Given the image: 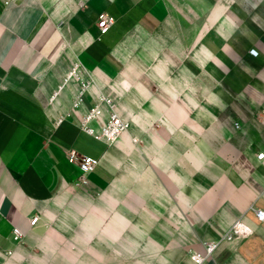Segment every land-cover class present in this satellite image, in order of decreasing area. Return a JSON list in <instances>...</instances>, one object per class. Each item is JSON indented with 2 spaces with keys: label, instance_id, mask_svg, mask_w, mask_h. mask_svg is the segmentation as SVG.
Returning <instances> with one entry per match:
<instances>
[{
  "label": "crops",
  "instance_id": "1",
  "mask_svg": "<svg viewBox=\"0 0 264 264\" xmlns=\"http://www.w3.org/2000/svg\"><path fill=\"white\" fill-rule=\"evenodd\" d=\"M228 3L239 13L201 19L173 16L169 0H0V264L49 260L41 252L42 224L57 215L60 195L76 186L70 149L100 158L85 187L103 192L121 178L117 163L125 148L133 154L132 178L137 160L153 153L175 162L174 177L145 180L175 185V192L145 198L177 202L161 216L202 219L216 234L237 219L252 228L223 241L204 264H264V220L251 209L264 210V158L256 159L264 152V0ZM100 12L116 20L103 36ZM74 61L92 79L77 109L71 108L76 84L63 85ZM98 94L130 122L116 143L79 124ZM135 137L189 143L124 145ZM13 227L25 235L21 243ZM155 244L154 255L152 241L145 247L146 264H193L183 244Z\"/></svg>",
  "mask_w": 264,
  "mask_h": 264
},
{
  "label": "rangeland",
  "instance_id": "2",
  "mask_svg": "<svg viewBox=\"0 0 264 264\" xmlns=\"http://www.w3.org/2000/svg\"><path fill=\"white\" fill-rule=\"evenodd\" d=\"M230 1L232 0H169V5L173 16L223 18L240 11L229 8ZM125 134L126 132L114 143ZM132 139L134 140L129 142L123 141L124 145L131 143L141 149L143 145L182 143V139H185L183 143H189L184 137H168L169 143L166 138L160 137ZM131 155L133 154L128 153L127 148L120 151L117 166L122 175L108 190L99 192L73 185L60 195L57 199V215L42 224L41 241L45 248L41 252L44 251L46 256L48 254L49 260L43 263L42 257L37 264H146L145 247L150 241L153 244V255L156 242H168L172 247L178 242L183 244L185 256L190 259L193 251L203 252L205 243L216 241L224 234L226 230H220L216 234V230L202 219L196 218V222L192 223L189 216H161L160 210L174 209L177 202L166 199L165 195L163 200L145 198L150 192L159 197L160 193L175 192V185H150L145 184V180L152 178L159 182L158 178L165 180L166 175L174 177L175 162L161 158L159 153H153L151 160H137V175L132 178L128 174V164L133 165L129 160ZM171 155L173 154L170 152L163 154L167 157ZM188 165L191 166L190 163ZM187 169L190 168L184 169V177L190 178L186 174ZM221 171L217 169V174L220 175ZM188 203L185 202V205ZM182 228L183 231L180 230Z\"/></svg>",
  "mask_w": 264,
  "mask_h": 264
},
{
  "label": "built area",
  "instance_id": "3",
  "mask_svg": "<svg viewBox=\"0 0 264 264\" xmlns=\"http://www.w3.org/2000/svg\"><path fill=\"white\" fill-rule=\"evenodd\" d=\"M115 21L114 16L106 12L97 14L96 24L99 28L100 35L103 36L107 34L115 24ZM250 54L256 56L257 51L251 49ZM91 81L90 74L80 62L74 61L71 63L63 79V85L69 83L76 84V88L72 91V109H77L84 103L85 94L89 91ZM61 88L62 86H59L58 89L51 94L49 98L50 102L59 97ZM61 121L62 117L60 116L56 123L58 124ZM79 124L87 134L92 135L106 144L114 143L124 132H127L130 127V122L119 114L116 103L104 94H98L94 105L86 110ZM233 127L236 129L240 128L239 122H233ZM262 158H264V152L257 153L256 159L261 160ZM67 160L78 169L79 174L75 181V185L79 187H85L89 184V174L92 173L100 163V158L92 155L80 154L75 149H70L67 152ZM251 209L257 220H264L263 209L258 207H251ZM38 220V216H32L30 218V224L35 225ZM251 233L252 228L241 219H237L218 240L205 243L203 252L193 251L190 259L193 264H204L208 258L215 255L223 241H232L238 237L246 236ZM12 234L16 243H21L24 240L25 235L18 228L13 227Z\"/></svg>",
  "mask_w": 264,
  "mask_h": 264
}]
</instances>
